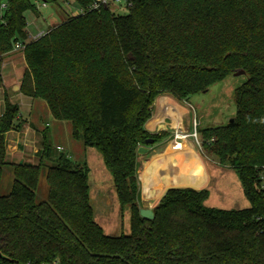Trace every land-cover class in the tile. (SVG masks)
Masks as SVG:
<instances>
[{
  "label": "trees",
  "instance_id": "16d2710c",
  "mask_svg": "<svg viewBox=\"0 0 264 264\" xmlns=\"http://www.w3.org/2000/svg\"><path fill=\"white\" fill-rule=\"evenodd\" d=\"M56 1L0 0V57L28 40L25 13ZM93 1L74 0L81 9ZM129 1L127 15L110 7L88 11L28 42L20 89L99 152L122 211L130 213L131 233L104 234L90 203L87 163L56 154L47 133L37 163L11 160L6 134L21 125L19 107L6 102L0 185L6 168L14 180L10 194L0 196V261L264 264V0ZM239 71L248 79L235 90L233 122L197 133L221 167L236 171L250 207L208 208L207 189L171 188L155 218L143 219L137 150L162 138L146 128L151 107L163 95L189 104ZM43 167L48 191L38 203Z\"/></svg>",
  "mask_w": 264,
  "mask_h": 264
},
{
  "label": "rangeland",
  "instance_id": "374dc122",
  "mask_svg": "<svg viewBox=\"0 0 264 264\" xmlns=\"http://www.w3.org/2000/svg\"><path fill=\"white\" fill-rule=\"evenodd\" d=\"M39 11L37 13L28 11L25 13L27 20V30L29 35L34 37L40 31L47 33L53 27H56L65 22L69 17L74 16V13L79 12L80 8L74 0H57L56 3L46 4L45 7L39 3ZM111 11L117 16L127 15L128 8L123 6H111ZM36 36V35H35ZM33 39L28 38L26 42H31ZM25 42V41H24ZM247 76L234 77L229 76L223 82L215 84L206 93H200L190 99V103L185 105L191 110V117L186 118V127L189 133V141L207 163V169L211 175V181L208 186L210 193L209 199L205 202L208 208H215L221 210H244L250 207L243 187L241 185L238 174L233 169L221 167L218 159L208 154L202 147L201 136L197 133L198 129H207L225 126L230 123L236 115L235 104V90L241 87L246 81ZM40 101V100H39ZM40 103H46L41 101ZM175 110V124L174 128L181 127V119L185 117V109L181 105H177ZM185 113V114H183ZM49 112L48 116L44 118V126L51 130L52 135L48 134V142L55 150L56 154H64L71 159L74 164L87 163L88 167H92V173L89 175V186L94 189V176L97 177L98 166H94V155L101 157L99 152L94 148H86L82 141H78L72 137V128L68 122H60L55 120ZM159 119V118H158ZM148 128L150 126H147ZM156 130L154 133H158ZM57 134V137L54 134ZM175 138V133L170 131L169 136L159 145L149 146L151 151L146 156H139L141 160L146 159L149 155L161 152L165 148L167 141ZM60 146V147H59ZM61 148L62 150H59ZM102 161V160H101ZM38 160L34 163H37ZM100 187H104L105 195H94L91 201L95 215V222L103 229L105 235L111 237H119L122 235L128 236L131 233L130 228V213L128 210L122 211L121 206L116 196V190L112 182L110 172L106 169ZM47 167H43L40 179L39 188L37 190V202L40 203L46 199L48 185L46 182ZM96 173V174H95ZM14 177L12 170L6 168L2 183L0 185V196H7L12 190V183ZM189 177L186 176V182ZM263 183L261 184V186ZM109 197V199H107ZM140 208H149L147 204L140 201ZM103 214V215H102ZM107 219L105 224L100 222V219ZM108 227V230L106 226ZM103 226V227H102Z\"/></svg>",
  "mask_w": 264,
  "mask_h": 264
},
{
  "label": "crops",
  "instance_id": "0c3cea01",
  "mask_svg": "<svg viewBox=\"0 0 264 264\" xmlns=\"http://www.w3.org/2000/svg\"><path fill=\"white\" fill-rule=\"evenodd\" d=\"M26 32L31 39L42 33L40 31L35 34L36 36L32 37L29 35L28 30ZM21 43L26 46L28 42ZM27 70L25 48L23 50L13 48L10 52L0 57V117L5 111L6 102L19 107L18 122L21 126L18 130H13L6 134V151L12 161L34 163L38 160V152L42 150L44 135L46 133L52 135V132L47 126H44V118L50 112L48 106L46 107L40 103L42 100L39 101V99L28 97L21 92L22 79ZM154 105H157V109L153 110V116L147 123V126L150 127L146 126V128L150 133L161 135L162 138L153 146L163 142L169 136L170 131L176 134V139L167 141L165 148L159 153L155 152L144 160L139 157L140 201L143 204H147L151 209L155 208L161 198L171 188L208 190L211 181L206 161L189 141L190 137L186 127H189L190 123L186 125V118L191 117V110L185 106H188V104L180 103L169 95H163L157 98ZM177 105H181L186 112V114L183 113L185 117L181 119V127L179 129L173 127L176 118L174 112L178 109ZM159 128L163 130L154 133L156 130L159 131ZM54 136L57 137V134L55 133ZM93 157V165L98 166V171H96L97 177L95 178L94 176V189L89 186L90 203L94 195L104 196L106 194L103 190L104 187H100V184L103 183V177L107 176L106 173H103L105 172L104 168H106L103 158L96 155ZM89 169L91 174L92 167ZM156 174L160 175L151 186H148ZM186 176L189 177L188 182H186ZM100 222L105 224L107 219L103 216ZM105 226L108 230L107 225Z\"/></svg>",
  "mask_w": 264,
  "mask_h": 264
},
{
  "label": "built area",
  "instance_id": "2783aa9c",
  "mask_svg": "<svg viewBox=\"0 0 264 264\" xmlns=\"http://www.w3.org/2000/svg\"><path fill=\"white\" fill-rule=\"evenodd\" d=\"M123 6L125 8H130L132 6V3L129 0H94L92 5H90L87 8H80L79 12L74 13V17L75 16H79L81 14H84L88 11H95V10H99L103 7H111V6ZM39 7V5H37ZM42 6L45 7L46 4L42 3ZM46 35L45 32L39 33L36 37H34V40H38L41 39L42 37H44ZM14 48L17 50H23L25 48V46L21 43V42H17L14 45ZM176 139V134H175V138ZM59 150H62L61 148H59ZM262 189L264 190V179H263V185H262ZM0 264H34L32 262H10V261H0ZM39 264H60V262L58 260H49V261H44L42 263Z\"/></svg>",
  "mask_w": 264,
  "mask_h": 264
},
{
  "label": "water",
  "instance_id": "95a60500",
  "mask_svg": "<svg viewBox=\"0 0 264 264\" xmlns=\"http://www.w3.org/2000/svg\"><path fill=\"white\" fill-rule=\"evenodd\" d=\"M44 1V0H42ZM245 75V72L244 71H239L237 73H235L233 76L234 77H240V76H244ZM207 91H204V93H206ZM155 108V105H153L151 107L152 110H154ZM233 120L230 121V123H232ZM155 144V140L154 139H149L146 141V146H141L138 148L137 150V154L138 156H146L150 153V147L149 146H152ZM139 214L140 216L143 218V219H146V220H153L155 218V213H154V209H151V208H141L140 211H139Z\"/></svg>",
  "mask_w": 264,
  "mask_h": 264
}]
</instances>
